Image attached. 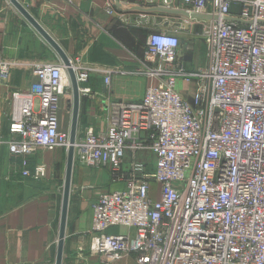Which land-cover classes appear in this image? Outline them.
Masks as SVG:
<instances>
[{
  "label": "built area",
  "instance_id": "1",
  "mask_svg": "<svg viewBox=\"0 0 264 264\" xmlns=\"http://www.w3.org/2000/svg\"><path fill=\"white\" fill-rule=\"evenodd\" d=\"M182 3L204 16L188 14L187 21L202 23L205 64L186 68L179 36L151 32L145 72L157 83L140 101H109L104 127L76 131L74 161L108 169L122 184L90 205L89 255L99 264L130 257L134 264H264V0ZM69 61L78 85L86 82L93 70ZM103 72L108 86L113 71ZM33 73L29 91L12 93L6 144L21 175L37 180L46 167L30 168V157L69 146L58 112L70 84L63 64L38 65ZM8 76L9 64L1 62L0 84ZM179 82L195 84L192 101Z\"/></svg>",
  "mask_w": 264,
  "mask_h": 264
},
{
  "label": "crops",
  "instance_id": "2",
  "mask_svg": "<svg viewBox=\"0 0 264 264\" xmlns=\"http://www.w3.org/2000/svg\"><path fill=\"white\" fill-rule=\"evenodd\" d=\"M39 25L60 45L74 63L91 68L79 84L77 129L106 125L108 102L140 101L157 80L146 74L149 66L145 41L153 31L177 34L186 68L205 64V45L198 39L202 23L184 15L182 0H18ZM112 7V13L105 9ZM181 11V12H180ZM199 40V41H198ZM203 45L202 59L195 60V46ZM9 64V76L0 84V264H55L60 228L67 149L57 146L30 157L29 166L43 163L44 177H23L19 160L8 152L14 91L27 92L36 82L34 68L63 64L53 47L8 0H0V63ZM103 70H111L104 84ZM69 81L66 72L63 80ZM63 81V82H64ZM65 81V82H66ZM82 88H88L87 92ZM182 95L192 101L195 84L178 83ZM71 85L59 99V130L71 124ZM69 126V128H68ZM128 161L132 157L128 154ZM148 157L152 158L148 153ZM144 159V151L136 156ZM122 187L108 169H93L73 161L61 264H99L89 255L91 203L100 193ZM158 184L150 183L152 198ZM111 227L110 233H123ZM106 264H134L132 257Z\"/></svg>",
  "mask_w": 264,
  "mask_h": 264
},
{
  "label": "water",
  "instance_id": "3",
  "mask_svg": "<svg viewBox=\"0 0 264 264\" xmlns=\"http://www.w3.org/2000/svg\"><path fill=\"white\" fill-rule=\"evenodd\" d=\"M15 9H17L27 20L28 22L39 32V34L53 47V49L57 52L59 57L61 58L63 65L66 68V72L68 74V78L70 81L71 89H72V100H71V124L69 129V146L67 148V161H66V171L65 178L63 183V195H62V206H61V214H60V228L59 235L57 241V255L55 264H61L62 262V253H63V241L65 234V225H66V217H67V209L68 202L70 196V188H71V173L73 167V143L75 141L76 131H77V120H78V112H79V85L76 80L75 74L70 67V59L64 53L60 45L39 25V23L30 15V13L24 8V6L18 0H8ZM181 12V11H180ZM184 15L190 14L193 18H204L203 15H199L196 13H187L186 11L181 12ZM242 22V21H241ZM246 23V22H244Z\"/></svg>",
  "mask_w": 264,
  "mask_h": 264
},
{
  "label": "rangeland",
  "instance_id": "4",
  "mask_svg": "<svg viewBox=\"0 0 264 264\" xmlns=\"http://www.w3.org/2000/svg\"><path fill=\"white\" fill-rule=\"evenodd\" d=\"M198 36H199L198 39L201 40L199 34H198ZM202 51H203V45L200 46V45H198V42H196L194 58H195V60H197V62H200L202 59ZM68 128H69V126H68Z\"/></svg>",
  "mask_w": 264,
  "mask_h": 264
},
{
  "label": "bare ground",
  "instance_id": "5",
  "mask_svg": "<svg viewBox=\"0 0 264 264\" xmlns=\"http://www.w3.org/2000/svg\"><path fill=\"white\" fill-rule=\"evenodd\" d=\"M63 81H64V80H63ZM65 81H66V79H65ZM65 81H64V82H65Z\"/></svg>",
  "mask_w": 264,
  "mask_h": 264
}]
</instances>
